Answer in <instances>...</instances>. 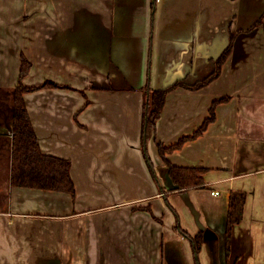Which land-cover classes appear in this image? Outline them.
Instances as JSON below:
<instances>
[{
	"label": "crops",
	"instance_id": "1",
	"mask_svg": "<svg viewBox=\"0 0 264 264\" xmlns=\"http://www.w3.org/2000/svg\"><path fill=\"white\" fill-rule=\"evenodd\" d=\"M231 41L216 80L167 95L147 145L156 184L140 145L149 46L157 90L204 79ZM22 58L25 86L66 87L23 98L42 153L70 161L76 194L13 187L0 158V264H195L177 221L203 233L200 264H264V0H0L1 91ZM223 98L215 122L166 155L207 169L204 188L178 191L157 144L192 135ZM10 129L0 125L7 149ZM232 191L247 199L227 256Z\"/></svg>",
	"mask_w": 264,
	"mask_h": 264
},
{
	"label": "trees",
	"instance_id": "2",
	"mask_svg": "<svg viewBox=\"0 0 264 264\" xmlns=\"http://www.w3.org/2000/svg\"><path fill=\"white\" fill-rule=\"evenodd\" d=\"M153 14V13H152ZM153 16V15H152ZM153 17L151 23L153 24ZM232 39V38H231ZM232 41L220 54L214 62V70L204 79L197 81L193 85H187L183 81H177L173 84L153 90L150 87V58L151 46L148 52V68L146 83L142 88L144 101L141 115V136L140 145L143 157L148 166L153 180L158 184V178L155 168L148 156L147 145L150 139L155 136L157 121L161 117L167 95L178 87H185L191 90L201 89L216 80L220 74L222 65L232 52ZM151 44V42H150ZM31 63L22 58L18 84L11 90L12 108L8 119L12 120V138H11V161H10V184L13 187L38 189L57 193H66L75 198V186L70 175L71 163L69 160L45 155L42 153L36 133L34 131L29 112L26 108L23 95L38 91L43 88H66L52 82H45L40 86H25L23 80L27 77ZM227 101V98L216 100L209 109V118L205 119L202 125L190 136L181 137L176 143L164 147L157 144L158 154L164 162L167 174L171 182L177 186V190L186 192L191 189L204 188L205 182L203 175L207 172L206 168L179 167L169 162L166 155L180 150L185 143L196 140L215 122V107ZM163 191V190H162ZM247 193L241 191H232L229 193L228 210L226 217L225 242L226 255L230 253V240L232 227L239 224L243 217V209L246 203ZM166 201V200H165ZM167 206H169L166 201ZM149 210V208H141ZM171 211L176 214L174 209ZM176 216V215H175ZM178 220V218H177ZM175 229L179 231L188 241L192 249L194 263L200 264L198 260L199 252L203 242V233L189 235L181 229L178 221Z\"/></svg>",
	"mask_w": 264,
	"mask_h": 264
},
{
	"label": "rangeland",
	"instance_id": "3",
	"mask_svg": "<svg viewBox=\"0 0 264 264\" xmlns=\"http://www.w3.org/2000/svg\"><path fill=\"white\" fill-rule=\"evenodd\" d=\"M1 93H2L3 98L0 99V106L2 108H7L9 106V102L11 101L12 95L8 91H6V92L3 91ZM10 141L11 140L9 139V148L8 149L5 147V144H3V142H0V149H2V151L0 150V155L2 153V156L0 158H4L6 165L9 166V168H10V161H11V153H10L11 152V146H10L11 142ZM5 162L2 161V163H4V165H5ZM0 163H1V161H0ZM167 202L169 204V206H167V208L170 212H172L171 209H173V208L170 205L169 201H167ZM136 208H138L137 210L144 211L143 209H141L142 207L138 206ZM143 208H145V207H143ZM146 208H149V210H146L147 212H152L151 207L149 205H147Z\"/></svg>",
	"mask_w": 264,
	"mask_h": 264
},
{
	"label": "flooded vegetation",
	"instance_id": "4",
	"mask_svg": "<svg viewBox=\"0 0 264 264\" xmlns=\"http://www.w3.org/2000/svg\"><path fill=\"white\" fill-rule=\"evenodd\" d=\"M1 92H3V91L0 90V99L3 98ZM11 95H12V93H11ZM11 108H12V97H11V101L9 102V106L7 108H2L0 106V125L4 126V125H7V123L11 124V129L7 132L8 145H9V139L11 140V138H12V120L8 119L9 113L11 112ZM10 146H11V144H10Z\"/></svg>",
	"mask_w": 264,
	"mask_h": 264
},
{
	"label": "built area",
	"instance_id": "5",
	"mask_svg": "<svg viewBox=\"0 0 264 264\" xmlns=\"http://www.w3.org/2000/svg\"><path fill=\"white\" fill-rule=\"evenodd\" d=\"M211 195H212V196H218L219 193H218V192H211Z\"/></svg>",
	"mask_w": 264,
	"mask_h": 264
}]
</instances>
